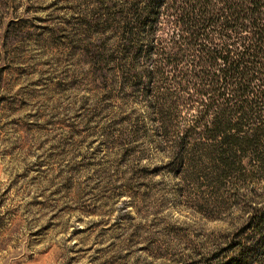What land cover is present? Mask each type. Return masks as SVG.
I'll use <instances>...</instances> for the list:
<instances>
[{"label":"rangeland","instance_id":"1","mask_svg":"<svg viewBox=\"0 0 264 264\" xmlns=\"http://www.w3.org/2000/svg\"><path fill=\"white\" fill-rule=\"evenodd\" d=\"M120 3L0 0V264H264V115L226 153L182 70L122 69Z\"/></svg>","mask_w":264,"mask_h":264},{"label":"trees","instance_id":"2","mask_svg":"<svg viewBox=\"0 0 264 264\" xmlns=\"http://www.w3.org/2000/svg\"><path fill=\"white\" fill-rule=\"evenodd\" d=\"M115 19L122 69H128L125 57L134 51V64L139 56L152 60L145 69L148 81L164 66L182 70L196 93L211 101L203 99V107L207 106L205 112L209 113L212 106L216 110L217 129L255 127L256 121L262 125L264 0H122ZM144 76L140 71L136 79L143 81ZM258 83L261 87L256 94ZM225 89L230 92L227 97L223 96ZM219 98L220 103L215 102ZM258 127L245 136L236 135L240 129L225 134L224 151L232 154L236 147L259 144ZM253 253L248 264L258 259L252 258L258 252Z\"/></svg>","mask_w":264,"mask_h":264}]
</instances>
